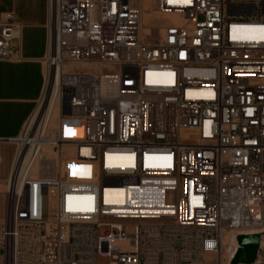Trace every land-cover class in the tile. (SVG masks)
Segmentation results:
<instances>
[{
  "label": "built area",
  "instance_id": "2783aa9c",
  "mask_svg": "<svg viewBox=\"0 0 264 264\" xmlns=\"http://www.w3.org/2000/svg\"><path fill=\"white\" fill-rule=\"evenodd\" d=\"M49 3L55 173H12L0 264L230 263L264 226V0H156L148 32L144 0Z\"/></svg>",
  "mask_w": 264,
  "mask_h": 264
},
{
  "label": "crops",
  "instance_id": "0c3cea01",
  "mask_svg": "<svg viewBox=\"0 0 264 264\" xmlns=\"http://www.w3.org/2000/svg\"><path fill=\"white\" fill-rule=\"evenodd\" d=\"M6 13L14 14L21 29L13 40L11 58L0 59V140L16 141L19 157L21 134L46 90L44 59L49 51L52 9L49 0H0V19ZM15 160L16 156L13 168Z\"/></svg>",
  "mask_w": 264,
  "mask_h": 264
},
{
  "label": "rangeland",
  "instance_id": "374dc122",
  "mask_svg": "<svg viewBox=\"0 0 264 264\" xmlns=\"http://www.w3.org/2000/svg\"><path fill=\"white\" fill-rule=\"evenodd\" d=\"M146 11L144 16L146 18L144 28L152 21L155 14V0H144ZM162 23L153 21V39H157L160 34V28ZM57 83H50L47 86L43 99L40 102L39 107L33 114L25 127V130L21 134L20 140V163H22V172L25 173V169L28 167L32 156L35 153L37 147L43 148V136L53 137L60 121V96ZM67 131V130H66ZM32 137H29L31 136ZM52 146L46 145L43 150L39 151L41 154L45 152L49 158L54 153ZM18 149V143L16 141L0 140V216H2L6 210L7 199V183L11 180L13 173V162ZM54 153V154H53ZM44 155V154H43ZM36 165L32 168L34 174L39 171V166H42L36 160ZM41 168V167H40ZM36 176V175H33ZM10 182V181H9ZM210 258V257H209ZM103 262L108 261L107 257H101ZM254 264H264V245L260 247L258 254V262Z\"/></svg>",
  "mask_w": 264,
  "mask_h": 264
},
{
  "label": "bare ground",
  "instance_id": "6f19581e",
  "mask_svg": "<svg viewBox=\"0 0 264 264\" xmlns=\"http://www.w3.org/2000/svg\"><path fill=\"white\" fill-rule=\"evenodd\" d=\"M155 4H156V0H155ZM144 8H145V5H144ZM154 10H155V8H154ZM167 17L170 20H173V21H175V20L178 19L177 16L176 15H173V14H168ZM145 20H146V18H145L144 13H143V23L145 22ZM143 30H144V32H148L150 30L148 24H147V27H145V28L143 27ZM160 35H163V30H160ZM55 83H57L58 89H59V77H58V79H57V81ZM46 145H49V144L45 140H43V148ZM43 148H40V147H37L36 148L35 153L32 156L28 167L25 169V173L22 172V163H20V156L21 155L19 157H18V155H16V160H15V164H14V168H13V173L16 172V175L18 176V178H19V180L21 182H22V180L25 179L26 175H28L27 174V171H28L29 167H30L29 173H31L32 176L33 175L45 176L47 174L48 175H52V174L55 173V167L54 168L53 167L51 168V172H48V171H46L44 169V165L46 164L45 162L49 159V157L47 155H45V152H42L41 154L39 153V151L43 150ZM52 157H55V154L52 155ZM37 158H38L39 164H41L42 166H39V171H37L36 174H34L33 171H32V168L36 165ZM9 187H10V182H9V186H8V191H9ZM242 233H245V234H255V233H258V234H260L261 235V245H260V247H262L264 245V226L246 228V229L243 230ZM225 241H226L228 247H231V248H235V247L238 248L239 247V242L236 239L232 238L230 235H226L225 236ZM231 252L233 253L234 251H231ZM257 262H258V258L256 260V263ZM224 264H231V262L230 263L229 262H226Z\"/></svg>",
  "mask_w": 264,
  "mask_h": 264
},
{
  "label": "water",
  "instance_id": "95a60500",
  "mask_svg": "<svg viewBox=\"0 0 264 264\" xmlns=\"http://www.w3.org/2000/svg\"><path fill=\"white\" fill-rule=\"evenodd\" d=\"M239 248L231 260V264H254L258 258L261 235L240 234L238 236Z\"/></svg>",
  "mask_w": 264,
  "mask_h": 264
}]
</instances>
